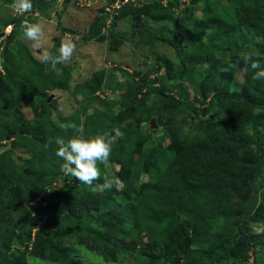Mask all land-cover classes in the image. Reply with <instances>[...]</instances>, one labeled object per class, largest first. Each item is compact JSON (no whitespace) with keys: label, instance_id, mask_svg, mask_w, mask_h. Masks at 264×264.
<instances>
[{"label":"trees","instance_id":"obj_1","mask_svg":"<svg viewBox=\"0 0 264 264\" xmlns=\"http://www.w3.org/2000/svg\"><path fill=\"white\" fill-rule=\"evenodd\" d=\"M200 1L189 0L184 11H178L180 0H169L166 7L163 0H148L138 7L127 4L110 25V14L103 8L83 38L98 37L107 28L103 37L113 50L133 41L144 47L158 43L171 47L178 62L160 59L166 64L163 79L176 82L170 88L173 91L182 93L185 85L191 87L196 93L192 103L161 94L152 86L157 81L151 82L150 74L135 79L122 71L130 80L128 85L114 86L123 92L124 106L117 115L111 116L113 102L109 112L100 109L87 114L88 99L100 86L92 82L94 88L82 91V111L89 117L83 119L75 112L57 123L51 118L45 87H39L36 71L30 69L34 65L27 59L29 50L13 51L11 45L28 18L13 20L12 34L3 46L5 72L0 73V264H32L29 256L53 264H83L73 252L76 246L108 264H264V228L257 232L251 226L252 218L264 226L260 183L264 177V80H254V71L239 55L246 45L257 55L252 58L264 64V19L260 8L246 0L234 2L231 8L218 7L222 0H214V9L195 22L179 16H186L189 5ZM0 2L11 6L14 0ZM31 3L28 13L43 11L50 4L46 0ZM129 14L142 25L133 24L126 38L117 29ZM143 14L157 22L175 19L176 29L166 38L167 28L148 29ZM239 67L247 72L243 86L238 87ZM151 95L155 102L149 106ZM21 101H28L35 112L31 120L19 110ZM259 102L263 103L261 116L254 112ZM107 115L112 117L108 123ZM138 116L155 143L149 152L131 146L136 127L124 125ZM153 118L158 129L150 126ZM68 122H75L85 138L122 131L108 165L98 164L101 179L95 183H102L105 175L120 181L110 191L93 193L61 172L57 146L48 141L57 136L68 139L71 130L61 127ZM250 122L251 135L246 131ZM9 134L12 146L5 149ZM19 149L29 152V157L17 159L14 153ZM113 165H120L116 174ZM243 186L251 188L247 202L237 196ZM217 215L228 224L225 228L233 242L222 244L220 229L209 225L210 217ZM209 237L213 246L206 242Z\"/></svg>","mask_w":264,"mask_h":264},{"label":"rangeland","instance_id":"obj_2","mask_svg":"<svg viewBox=\"0 0 264 264\" xmlns=\"http://www.w3.org/2000/svg\"><path fill=\"white\" fill-rule=\"evenodd\" d=\"M46 1L50 2V4L45 10L34 13L26 12L23 15H15V10L12 5L9 6L0 2V32H2V34L0 33V71L3 73L5 72L3 67V46L8 36L12 34L14 27L13 20L19 17H25L28 18L30 22L39 23L43 28L41 49L33 47V42L24 36L21 28L14 34L11 45L15 47L13 51L19 50L25 52L26 49L29 50L30 56L28 55L27 59L31 60L30 62L34 65L30 66V69L34 68L36 71L38 85L39 87H45V91L48 94V100L52 97L49 112L54 122L57 123L61 119L68 118L75 112L83 119L89 117L88 115L92 114L94 110L101 109L102 111L109 112L111 102H113L111 116L117 115L124 106V102L121 99V94L123 92L115 89L114 86L117 83L123 84L127 80H130L128 76L123 75L122 71L128 72L131 78L135 77V79H139L145 74H150L151 82L154 80L157 81H154L152 86L158 87L161 94L173 96L180 100H187L190 103L193 102L196 93L193 92L191 87L189 88L185 85L184 88L181 89L182 93H180V90L175 89L173 91L170 89L173 88L171 86L175 85V81L163 79L166 78V72L164 69L166 64L161 62L160 59L165 58L173 63L178 62L175 51L171 47L163 43H158L156 46L144 47L142 45H137L136 42L133 41L132 43H124L120 45L117 50H113V45L103 37L105 36L103 34H108V31L106 33H101L95 38L88 39V37H86V39H83L88 33L91 23L99 13V10L103 8L106 9L110 6V4H108L109 0H92L90 7L83 8L76 5L72 0L70 1L71 3L66 6V0H55L54 2H52V0ZM236 1L238 0H222V4L217 3L216 6L231 8ZM246 1L252 5L254 4L255 9L260 8L259 14H261L264 19V0ZM214 5V0H201L200 2H197L196 5H189L188 10H191L186 16L184 14H180L179 16H182V19L185 21L195 22L204 17L206 10H213ZM182 11H184V9ZM147 16L148 15L143 14L142 17L143 22L146 23V27L155 32H159L166 27V38L170 36L171 31L176 29L177 24L175 19L157 22ZM176 17H178V14H176L175 18ZM138 20L139 19L136 16L129 14L121 21L117 31L119 30L121 35L128 38L133 24L139 23L142 25ZM262 24L264 30V22ZM70 30L74 32H71ZM63 39H70L73 41L76 48L69 62L57 65L58 68L62 69V75H57L51 70L50 65L40 62L39 52L44 50L53 55H58L60 44ZM188 43L189 41L186 40L185 44ZM242 48L243 49L239 51V55L244 61L246 56L252 57L256 55L251 52L246 45L242 46ZM246 72L245 69L239 67V73L237 74V79L235 81L238 87L243 86ZM92 82L94 84H100V86L99 89L93 93V96H90V99H88L90 100V102H88L90 109L87 112L88 115H85L82 111V100L84 99L82 91L85 89L89 92L90 86L94 88L91 84ZM125 84L128 85V82ZM257 98L261 100L263 99V96L258 97L257 95ZM28 101H21L18 108L26 120H31L33 116H35V112L29 105ZM154 102L155 96L151 95L148 105L151 106ZM262 104L263 103L260 102L258 103V106L254 109L255 114L261 116L263 113ZM219 115L221 116L222 114L219 113ZM111 116L107 115L105 117L107 123L110 122L112 118ZM139 117L140 116H138L137 120H125L124 125H126L127 128H131L129 127L130 125L136 127L134 141H132L131 146H141V148H144L145 152H149L151 149H154L155 143L150 136L149 130ZM251 127L252 122L246 127V131H248V134L250 135L252 132ZM136 134L139 137L136 138ZM121 135L122 131L120 129L113 130V135H110L114 138L111 147H116ZM161 138L162 136L160 139ZM9 141L7 140L8 143L6 144L5 149L12 146L11 140ZM4 143L5 142L2 144ZM169 144L170 140H167L165 145ZM14 155L17 159H20L21 157H29L30 154L25 149H19L15 151ZM113 166L116 168L115 170H112V168H107V170H112V172L115 171L113 172L115 174L118 173L120 165ZM260 183L264 187V177L260 179ZM36 204L38 207L39 200L36 201ZM210 219L209 225H214L220 229L219 236L222 239V244L225 242H233L230 239L231 236L228 233V230L225 228L228 224L223 217L217 215L215 217L211 216ZM251 221L253 222L251 226L254 227L255 231L261 232L263 230V224L257 223V220L254 218H252ZM208 241L210 245H214V242L210 237L206 242ZM210 245H206L205 247L210 248ZM73 252L83 264H108L104 262L101 256L88 251V249L83 248L82 246L74 247ZM250 257L249 262H252L253 253H251ZM28 259L32 264H53L41 259L31 258V256H29ZM223 264H227V262H223Z\"/></svg>","mask_w":264,"mask_h":264},{"label":"clouds","instance_id":"obj_3","mask_svg":"<svg viewBox=\"0 0 264 264\" xmlns=\"http://www.w3.org/2000/svg\"><path fill=\"white\" fill-rule=\"evenodd\" d=\"M12 7L23 14L32 9L31 0H14ZM24 36L33 42V47L41 49V37L43 36V28L39 23L30 22L28 19L22 21L20 25ZM103 30L104 33L108 31ZM76 45L70 39H63L60 44L59 54L53 55L48 51L41 50L39 52L40 62L51 66V70L57 75H62V69L57 65L64 64L70 61ZM245 62L248 63L254 71V80H264V64L259 60L253 59L251 56L245 57ZM61 127L65 130H71V135L68 139L57 136L54 140L50 139L48 144L55 143L56 156L63 163L61 172L66 176H72L80 183L87 185L93 193H103L110 191L114 185L120 183L117 178H110L107 175L100 181L101 173L98 164L107 166L109 157L112 151V143L114 138L108 134L96 133L85 138L82 134V129L75 122L62 124ZM9 141V140H8ZM48 145H46L47 147ZM254 260L252 259L253 263Z\"/></svg>","mask_w":264,"mask_h":264},{"label":"built area","instance_id":"obj_4","mask_svg":"<svg viewBox=\"0 0 264 264\" xmlns=\"http://www.w3.org/2000/svg\"><path fill=\"white\" fill-rule=\"evenodd\" d=\"M72 1H74L76 5L83 8V7H90L92 0H72ZM146 1H148V0H117L115 3L110 4V6H108L106 8V12L110 14V19L108 21V25H110L112 23V21L114 20L115 16L119 14V10L122 8V6L127 5V4H132L135 7H138V6L143 5ZM180 1H181V7L179 8V11H182L183 9L185 10L189 4V0H180ZM162 3L166 7L168 0H165V2L163 0ZM16 14L17 15H23L24 13L20 14L19 12H17L15 10V15ZM11 30H12V28H11ZM104 31H106V29H104Z\"/></svg>","mask_w":264,"mask_h":264},{"label":"water","instance_id":"obj_5","mask_svg":"<svg viewBox=\"0 0 264 264\" xmlns=\"http://www.w3.org/2000/svg\"><path fill=\"white\" fill-rule=\"evenodd\" d=\"M1 73V71H0ZM52 97L49 98V102L51 101ZM150 126L152 127V129H158L159 126L156 123V118H153L150 122ZM7 140H11V135L9 134L7 136ZM250 186H243L237 193V196L239 198V200L243 201V202H247L250 198Z\"/></svg>","mask_w":264,"mask_h":264}]
</instances>
